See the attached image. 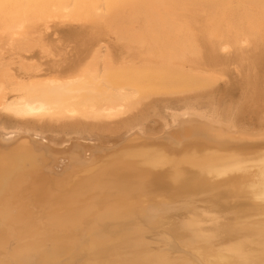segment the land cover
I'll return each mask as SVG.
<instances>
[{"label":"bare ground","instance_id":"obj_1","mask_svg":"<svg viewBox=\"0 0 264 264\" xmlns=\"http://www.w3.org/2000/svg\"><path fill=\"white\" fill-rule=\"evenodd\" d=\"M2 48L0 264H264V0H0Z\"/></svg>","mask_w":264,"mask_h":264},{"label":"rangeland","instance_id":"obj_2","mask_svg":"<svg viewBox=\"0 0 264 264\" xmlns=\"http://www.w3.org/2000/svg\"><path fill=\"white\" fill-rule=\"evenodd\" d=\"M128 11V10H127ZM129 14V13H128ZM131 15V14H130ZM137 15V14H136ZM139 15V14H138ZM133 17H134V15H132ZM138 18V17H137ZM54 21H50L49 23H48V25L47 26H45L46 28H43V26L41 27V30H42V28L43 29H45L44 30V33L46 34V32H47V34H46V36H45V34H43V30L41 31L42 32V36L44 37V40L46 41L47 39V43L46 44H48L49 46V50H50V52H52V54L51 55H43V53L41 52V50L38 48V47H34V48H32L33 49V51H32V49L29 51V52H26V55L25 54H23V55H25V57H28V58H31L32 56V58L34 59V60H37V59H48V58H50L51 56V58L50 59H58V58H60L61 56H60V54H61V52H58V54H57V57H54V55H56V52H55V50H57L54 46L56 45L57 46V44H53V43H58V42H62V43H64L63 41L65 40V42L67 43L70 39V36L72 35V34H75V32L77 31H79L80 29L82 30V29H84V28H80V27H82V25L81 24H79V25H77V24H75V23H58L57 21H55L54 23H53ZM134 22V21H133ZM138 20L135 22V24H136V26H138L139 25V23L140 24H144V21H142V22H138ZM53 23V24H52ZM56 24H58V25H56ZM64 24V26H62ZM135 24L133 23V25L135 26ZM138 24V25H137ZM55 25V26H54ZM60 25V26H59ZM49 26V27H48ZM52 26V27H51ZM62 26V27H61ZM79 26V27H78ZM55 27V28H54ZM64 27H65V29H64ZM74 27V28H73ZM79 29H78V28ZM51 28V31L49 30V29ZM54 28V29H53ZM76 28V29H75ZM58 29V30H57ZM62 29H63V31H62ZM78 29V30H77ZM47 30V31H46ZM80 30V31H81ZM46 31V32H45ZM71 31V32H70ZM53 32L55 33V34H53ZM64 32V33H63ZM68 32V33H67ZM49 33H52V34H49ZM56 33H58L57 35H56ZM69 33H71L70 35H69ZM49 35H50V37H52V39H54V40H50L51 38H49ZM53 35H55V36H53ZM62 35V37H60ZM64 35V36H63ZM110 36V37H109ZM109 36H106V37H108V38H113L114 36L113 35H109ZM113 36V37H112ZM59 37H60V39L61 38H63L64 37V39H63V41H61L60 39H59ZM46 38V39H45ZM65 38H67V39H65ZM108 38H105V40L103 41V45L104 46H107V47H110V46H112V48H114V49H117L115 46H119V43H117L116 42V40H115V38H114V41L113 42H111L113 39H108ZM58 39V40H57ZM57 40V41H56ZM108 40V41H107ZM44 41V42H45ZM52 41V42H51ZM110 41V42H109ZM51 42V43H50ZM107 43H110L109 45L107 44ZM111 43H113V45L111 44ZM50 44H51V46H53L54 48H50ZM115 44V45H114ZM38 48V49H37ZM111 47H110V49H112ZM4 49V50H3ZM5 49H7V48H2V50H0V52H2L0 55H2L3 53H5L3 56L4 57H8L7 55H11L10 54V52L8 51V50H5ZM36 50V51H35ZM39 50V51H38ZM7 51V52H6ZM34 53H32V52ZM9 52V53H8ZM39 52V53H38ZM31 53H32V55H31ZM53 53H55L54 55H53ZM36 54V55H35ZM39 54H41V55H39ZM30 55V56H29ZM39 56H41V57H39ZM48 58H47V57ZM190 56V55H189ZM37 57H39V58H37ZM43 57H45V58H43ZM14 58H16L15 56H14ZM31 58V59H32ZM37 58V59H36Z\"/></svg>","mask_w":264,"mask_h":264}]
</instances>
